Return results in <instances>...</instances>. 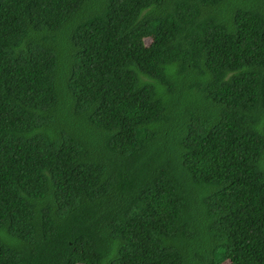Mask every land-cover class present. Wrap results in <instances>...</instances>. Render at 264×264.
<instances>
[{
	"label": "trees",
	"instance_id": "trees-1",
	"mask_svg": "<svg viewBox=\"0 0 264 264\" xmlns=\"http://www.w3.org/2000/svg\"><path fill=\"white\" fill-rule=\"evenodd\" d=\"M225 262L264 264V0H0V264Z\"/></svg>",
	"mask_w": 264,
	"mask_h": 264
},
{
	"label": "rangeland",
	"instance_id": "rangeland-1",
	"mask_svg": "<svg viewBox=\"0 0 264 264\" xmlns=\"http://www.w3.org/2000/svg\"><path fill=\"white\" fill-rule=\"evenodd\" d=\"M227 262V261H226ZM226 262H225V264H226Z\"/></svg>",
	"mask_w": 264,
	"mask_h": 264
}]
</instances>
